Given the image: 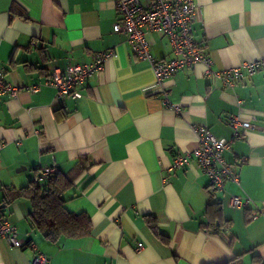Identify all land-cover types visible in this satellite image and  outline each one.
<instances>
[{"label":"crops","instance_id":"1","mask_svg":"<svg viewBox=\"0 0 264 264\" xmlns=\"http://www.w3.org/2000/svg\"><path fill=\"white\" fill-rule=\"evenodd\" d=\"M117 1L0 0V69L11 83L40 85L0 97V219L17 227L20 243L0 238V264H31L32 243L47 264H211L236 255L242 264L264 262V66L233 87L200 63L180 69L162 84L164 105L151 67L113 29ZM194 2L193 35L213 70L264 60V0ZM146 37L153 56H170L160 32ZM108 49L115 56L81 98L58 101L44 84L53 70ZM232 114L251 123L224 152L239 184L213 189L193 160L169 170L197 146L194 126L230 138ZM51 165L71 182L66 208L89 216L87 236L50 241L31 226L28 199L7 202V189L40 180ZM233 195L250 200L235 207Z\"/></svg>","mask_w":264,"mask_h":264},{"label":"built area","instance_id":"2","mask_svg":"<svg viewBox=\"0 0 264 264\" xmlns=\"http://www.w3.org/2000/svg\"><path fill=\"white\" fill-rule=\"evenodd\" d=\"M116 6L119 18L114 23L113 29L123 33L133 54L146 61L151 67L155 85L158 86L164 105L171 106V103L169 90L162 84L180 69L200 63L205 67L206 74L215 76L223 84L233 87L243 78L254 74L259 67L264 66V60L259 59L221 70H213L210 57L193 35L192 25L196 8L194 0H149L147 4L141 0H118ZM150 30L160 32L167 39L170 46L168 58H157L152 55L146 37ZM113 56H115V51L112 49L96 52L89 62L69 63L63 72L53 70L44 84L55 89V99L58 101L81 98V88L85 86L87 80L99 73L107 60ZM20 89L34 92L40 89V85L11 83L0 69V97L2 95L15 96ZM173 109L177 113L180 111V108L176 106ZM228 124L232 131L228 139L216 137L205 126H194L192 129L197 146L191 151L176 155L169 170L183 168L193 160L207 176L213 189L222 190L227 180L239 184V175L225 159L224 152L230 148L231 142L244 136L246 130L251 127V123L232 114L228 117ZM56 172H58L57 167L51 165L42 168L40 176L46 178ZM249 200L247 197L233 195L230 203L232 206L242 207ZM257 216V211L252 213V218ZM0 238L5 239L12 246L20 245L17 239V227L6 219H0ZM31 246L34 249L31 264H47V256L35 244L32 243ZM141 247L142 244L138 243V248Z\"/></svg>","mask_w":264,"mask_h":264},{"label":"trees","instance_id":"3","mask_svg":"<svg viewBox=\"0 0 264 264\" xmlns=\"http://www.w3.org/2000/svg\"><path fill=\"white\" fill-rule=\"evenodd\" d=\"M70 187V180L58 171L46 178L41 177L40 180H32L19 189H7L6 199L7 202L18 198L28 199L31 204V211L29 213L31 226L50 241L55 242L60 238L87 236L91 227L89 216L84 212L69 211L65 206L63 193ZM211 206L214 207V212L220 211L219 204H209L207 210ZM211 224L208 226L214 230L213 232H216L218 227ZM151 226L158 236L165 239L159 233L155 224ZM240 258L241 255H236L223 263L211 264H242ZM255 259L257 264H264L258 258L255 257Z\"/></svg>","mask_w":264,"mask_h":264}]
</instances>
